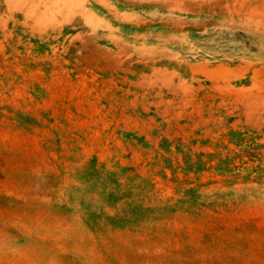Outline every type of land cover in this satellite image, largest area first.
<instances>
[{"label":"rangeland","instance_id":"rangeland-1","mask_svg":"<svg viewBox=\"0 0 264 264\" xmlns=\"http://www.w3.org/2000/svg\"><path fill=\"white\" fill-rule=\"evenodd\" d=\"M0 264H264V0H0Z\"/></svg>","mask_w":264,"mask_h":264},{"label":"crops","instance_id":"crops-1","mask_svg":"<svg viewBox=\"0 0 264 264\" xmlns=\"http://www.w3.org/2000/svg\"><path fill=\"white\" fill-rule=\"evenodd\" d=\"M227 71H228L230 74L234 73V72H233L234 69H230V68H228ZM160 73L163 74V75H168V74H170V72H166V71H165V72H160ZM107 121L109 122V120H107ZM109 125H110V124H108L106 127H107V128H110ZM111 125H113V124H111ZM116 127L119 128V125H117ZM143 130H144V128H143V127H140V128H139V133H142ZM107 136H108V135H107Z\"/></svg>","mask_w":264,"mask_h":264}]
</instances>
